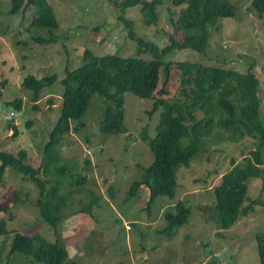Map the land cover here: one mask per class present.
<instances>
[{"label": "rangeland", "instance_id": "rangeland-1", "mask_svg": "<svg viewBox=\"0 0 264 264\" xmlns=\"http://www.w3.org/2000/svg\"><path fill=\"white\" fill-rule=\"evenodd\" d=\"M46 1L58 22L55 30L34 28L33 9L25 16L11 15V0H0V151L16 154L25 149L27 162L34 167L42 162L49 132L61 109L63 87L59 80L65 70L81 65L87 48L99 55L120 53L127 57L136 55L138 47L120 22L121 12L114 0ZM250 1L232 0L237 16L217 23L205 53L175 50L166 59L240 72L252 68L259 81V116L264 125V16L259 18L253 13ZM140 8L126 13L134 22L137 36L164 47L172 30L171 19L177 18L180 9L172 7L168 0L160 8L158 23L149 27ZM37 37L51 42H39ZM141 56L153 57L151 52ZM53 73L58 81L44 90L35 110L32 94L22 83L29 74L42 79ZM177 81L176 76L168 85L171 94H177ZM18 99L23 102L22 110L7 106ZM153 103L154 99L126 93L127 133L107 135L99 124L109 101L95 94L82 118L85 126L65 136L60 147L62 162L75 177L81 175L87 180L67 198L63 212L69 215L59 223L69 255L80 264H258L255 233L264 232V147L260 150V177L248 182L247 196L262 202L255 205L253 212L242 215L229 229L220 228L213 191L232 167V160L241 162L255 149L249 137L232 143L212 136L213 143L205 144L203 154L199 152L189 166L179 169L173 199L160 197L148 206L150 192L146 186L128 197L131 185L143 176L138 165L147 166L154 159L142 140L145 131L151 137L156 135L160 111L151 117L147 113ZM77 123L72 122L71 127ZM38 197L39 190L33 182L7 168L0 182V218L7 220L9 232L0 237V264L8 259L15 232L39 235L49 242L55 239L52 227L40 216ZM94 197L99 198V206L92 213L83 212L81 207ZM179 202L190 207L188 221L170 228L164 212L175 209L173 206ZM11 259L20 264H39L18 251Z\"/></svg>", "mask_w": 264, "mask_h": 264}, {"label": "trees", "instance_id": "trees-1", "mask_svg": "<svg viewBox=\"0 0 264 264\" xmlns=\"http://www.w3.org/2000/svg\"><path fill=\"white\" fill-rule=\"evenodd\" d=\"M167 1L114 0L121 12L120 22L128 30L129 38L137 41V54L127 57L120 53L99 55L87 48L83 53L82 64L65 70L59 80L63 87L61 109L49 132L39 167L27 162L25 149L16 154L0 151V182L7 168H13L25 180L33 182L39 190L37 206L40 216L55 234V239L49 242L39 235L15 232L8 259L2 264H20L11 259L17 251L33 257L39 264H80L68 254L59 223L69 215L63 212L67 198L87 180L81 175L75 177L71 168L62 162L60 147L66 135L85 126L82 118L88 113L95 94L109 101L99 124V129L107 135L127 133L125 94L128 92L141 99H154L152 109L147 112L150 117L160 111L156 135L151 137L145 131L142 136L154 159L147 166L138 165L143 170V176L131 185L128 197H133L142 186H146L150 192L148 206H152L160 197L173 199L178 190L179 169L189 166L199 152L203 154L205 144L213 143L210 140L212 136L232 143H240L249 137L255 149H251L241 162L233 159L232 167L213 188L218 226L231 228L242 215H248L253 212L255 205L262 203L259 199L247 196L249 180L260 177L263 164L260 150L264 147V125L259 116V81L252 68L240 72L201 62L166 59L175 50L191 49L205 53L212 29L222 19L235 18L236 7L232 0H171L172 7L180 10L177 18L171 19L169 41L161 48L154 42L138 37L134 22L126 17V13L140 6L144 23L150 27L158 23L160 8ZM30 9L34 10V28H58L55 14L46 0H11L9 13L25 16ZM250 9L256 16L263 18L264 0H251ZM172 14H176V11H172ZM36 40L51 42L41 37ZM145 52H151L153 57H142ZM176 76L178 91L177 94H171L168 85ZM57 81L55 73L42 79L32 74L26 76L22 86L32 94L35 110H38L37 103L44 90ZM22 105V100L18 99L7 106L20 111ZM199 114L202 116L199 117ZM72 122H78L74 128L71 127ZM98 206L99 198L94 197L81 210L92 213ZM173 207L175 209L164 212L169 227L186 224L190 207H186L183 202ZM8 232L7 220L0 218V237ZM255 240L258 264H264V232H256Z\"/></svg>", "mask_w": 264, "mask_h": 264}, {"label": "crops", "instance_id": "crops-1", "mask_svg": "<svg viewBox=\"0 0 264 264\" xmlns=\"http://www.w3.org/2000/svg\"><path fill=\"white\" fill-rule=\"evenodd\" d=\"M172 206V205H171ZM69 254V253H68ZM71 256V255H70ZM73 259H74V257L73 256H71ZM76 260V259H75ZM78 261V260H77Z\"/></svg>", "mask_w": 264, "mask_h": 264}, {"label": "built area", "instance_id": "built-area-1", "mask_svg": "<svg viewBox=\"0 0 264 264\" xmlns=\"http://www.w3.org/2000/svg\"><path fill=\"white\" fill-rule=\"evenodd\" d=\"M127 227H128V228H130L131 226H130V225H128Z\"/></svg>", "mask_w": 264, "mask_h": 264}]
</instances>
